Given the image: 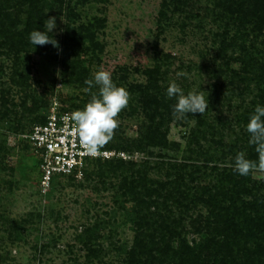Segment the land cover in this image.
<instances>
[{"label": "trees", "instance_id": "16d2710c", "mask_svg": "<svg viewBox=\"0 0 264 264\" xmlns=\"http://www.w3.org/2000/svg\"><path fill=\"white\" fill-rule=\"evenodd\" d=\"M108 1L0 0V54L12 60L14 82L24 86L32 55L55 50L56 55L61 51L62 64L70 71L68 82L85 84L90 77V65L98 62L99 54L104 51L100 34L106 28V19L93 16L84 20L79 8ZM208 1L213 7L200 15L193 13L199 0H163L161 16L167 18L168 11L185 15L187 19L210 16L219 24L221 30L214 34L213 61L217 77L226 78L232 87L229 92L241 98V105L234 111L237 114L234 122L241 133L231 143H224L222 138H215L221 132L214 122L207 129L208 111L204 115L190 113L184 119L197 117L198 122L189 132L188 156L172 159L162 152L180 149L179 143L168 139L170 124L177 118L172 115L175 101L166 96L170 69L164 62L171 56L165 55L161 63L144 70L146 82L129 83L126 75L114 79L129 92L130 114L142 113L144 122L136 138L126 137L116 128L102 148L132 155L146 153L147 158L94 159L89 161L84 176L90 183L99 179L98 183L105 189L114 190L124 202L132 203L127 217L135 231L133 244L116 247L112 243V248L123 253V264H264V176L258 182L254 174L242 177L232 170L240 151L250 159H257L254 146L248 143L245 126L255 106L264 105V0ZM52 11L66 20L63 35L52 34L60 47L57 49L49 43L35 48L29 42V33L43 29L44 20L51 17ZM234 64H240V69L232 67ZM16 75H21L19 80ZM0 92V104L5 108L3 117L7 118L17 105L9 101L8 91ZM253 94L251 107H245L247 96ZM219 95L217 90L214 96L218 103ZM227 98L232 112V98ZM44 102L34 98L33 106L25 109L24 116L34 114ZM240 109H243L241 113ZM216 119L224 123L222 117ZM227 119L225 127L229 123ZM32 120L36 124L45 123L47 115ZM21 122L19 119V126ZM180 122L184 124L183 120ZM159 148L160 153L155 154ZM92 165H97V169L90 171ZM58 179H54L53 185ZM107 226L98 222L86 225L77 235V241L86 251L85 261L77 260V264L103 262L110 252L102 244V239L109 238L103 233ZM190 233L198 238L189 239Z\"/></svg>", "mask_w": 264, "mask_h": 264}, {"label": "rangeland", "instance_id": "374dc122", "mask_svg": "<svg viewBox=\"0 0 264 264\" xmlns=\"http://www.w3.org/2000/svg\"><path fill=\"white\" fill-rule=\"evenodd\" d=\"M162 4L163 0H109L79 6L84 20L93 16L106 19V28L100 34L104 51L99 54L100 60L90 65L89 79L102 65L112 73L113 80L126 75L129 83L146 82L144 70L153 68L156 62L169 54L171 57L164 62L170 69L169 81L176 82L185 93L197 89L203 91L206 98L209 96L210 109L205 116L207 129L208 124L214 122L221 132L215 138L231 143L241 133L234 122L237 116L234 111L237 105H241V98L232 96L229 92L232 87L226 78L217 77L213 57L216 54L214 34L221 30L219 24L210 16L187 19L185 15L173 14L172 11H168V17L163 18ZM208 7H213L210 1L199 0L193 13L203 15ZM51 17L57 20L53 34L62 36L65 17L55 11L51 12ZM61 55V51L56 55L55 50L32 55L29 68L25 71L29 77L21 87L13 80L12 60L0 54V67L3 69L0 70V91H8L9 101L17 105L15 112L5 118V108L0 104V264L83 262L86 251L76 237L86 225L97 222L108 225L103 233L109 238L102 239V244L110 252L102 263L96 264H123V253L119 248H112V243L116 247L133 244L135 231L127 217L132 203L124 202L114 190L105 189L98 183L99 179L90 183L85 176L74 179L60 177L49 190H44L39 157L26 137L36 125L32 122L34 117L48 115L56 103L61 109H81L91 97V91H97L96 88L89 89L84 83L68 82L70 71L63 66ZM232 67L240 69L241 66L234 64ZM16 76L17 80L21 77ZM256 89L254 87V94ZM217 90L220 103L214 96ZM254 94L247 96L245 107H251ZM227 97L232 98V112L229 111ZM34 98L44 99L45 104L34 114L24 116L25 109L33 106ZM129 103L117 117V128L120 134L136 138L144 116L142 113L130 114ZM240 110L241 113L243 109ZM218 117H222L224 123L229 117L226 127L217 121ZM19 119H22L20 126ZM182 120L184 124L180 122ZM197 122V117L187 121L178 116L170 124L168 139L179 143L180 149L162 152L172 159L181 160L188 156L189 132L197 126ZM160 151V148L155 149V154ZM134 153L138 161L147 158L146 153ZM93 169H97V165L90 167V171ZM263 176L258 172L254 174V179L260 182ZM193 237L198 238V235L190 233L189 239Z\"/></svg>", "mask_w": 264, "mask_h": 264}, {"label": "clouds", "instance_id": "9594fccd", "mask_svg": "<svg viewBox=\"0 0 264 264\" xmlns=\"http://www.w3.org/2000/svg\"><path fill=\"white\" fill-rule=\"evenodd\" d=\"M56 28V17L44 20L43 29H35L29 33L30 44L36 48L38 45L50 43L59 49V43L52 35ZM85 84L89 89L96 88L97 91L92 92L83 108L73 111L70 116L66 115L63 119L71 120L81 146L89 154L95 155L111 139L118 127L117 117L128 106L130 95L124 86L113 80L112 73L105 70L102 65L85 81ZM166 96L175 101L172 105L173 117L189 116L190 113L204 115L209 110V96L206 98L203 91L193 89L185 93L174 81L169 83ZM245 130L249 135L248 143L254 146L257 159L248 158L243 151L236 154L232 170L242 177L258 172L264 173V105L255 106L249 115Z\"/></svg>", "mask_w": 264, "mask_h": 264}, {"label": "built area", "instance_id": "2783aa9c", "mask_svg": "<svg viewBox=\"0 0 264 264\" xmlns=\"http://www.w3.org/2000/svg\"><path fill=\"white\" fill-rule=\"evenodd\" d=\"M72 112L62 110L56 103L49 111L46 122L34 125L26 135L39 157L44 190L52 187L56 177L82 178L91 160L121 158L128 161L137 156L126 151L105 148L99 149L95 155L86 152L74 133L71 120L63 119Z\"/></svg>", "mask_w": 264, "mask_h": 264}]
</instances>
